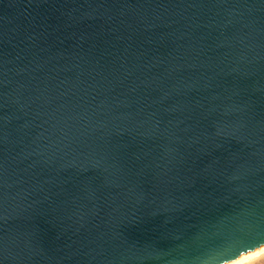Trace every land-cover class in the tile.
Returning a JSON list of instances; mask_svg holds the SVG:
<instances>
[{"label": "water", "instance_id": "obj_1", "mask_svg": "<svg viewBox=\"0 0 264 264\" xmlns=\"http://www.w3.org/2000/svg\"><path fill=\"white\" fill-rule=\"evenodd\" d=\"M262 246L264 0H0V264Z\"/></svg>", "mask_w": 264, "mask_h": 264}, {"label": "rangeland", "instance_id": "obj_2", "mask_svg": "<svg viewBox=\"0 0 264 264\" xmlns=\"http://www.w3.org/2000/svg\"><path fill=\"white\" fill-rule=\"evenodd\" d=\"M264 246L260 247V248H263ZM259 248L253 250V251H249L247 253H244L246 254L245 257H249L251 258L247 263L245 264H264V248L262 249V251H259L257 253H255L256 250H258ZM261 250V249H260ZM253 252H254V255H253ZM250 253V254H249ZM251 254L253 255V257L251 256ZM243 255V254H242ZM240 257V256H239ZM248 257V258H249Z\"/></svg>", "mask_w": 264, "mask_h": 264}, {"label": "bare ground", "instance_id": "obj_3", "mask_svg": "<svg viewBox=\"0 0 264 264\" xmlns=\"http://www.w3.org/2000/svg\"><path fill=\"white\" fill-rule=\"evenodd\" d=\"M264 248V247H263ZM263 248H259L258 250L255 251V253L259 252V251H262ZM261 249V250H260ZM250 254V253H249ZM253 255H254V252H253ZM253 255L251 254V256L253 257ZM246 254H243L241 255L240 257H237L235 258L234 260H231V261H228V262H225L223 264H245L247 263L251 258L249 257H245Z\"/></svg>", "mask_w": 264, "mask_h": 264}]
</instances>
